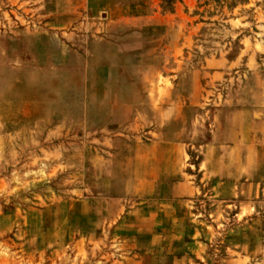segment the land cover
<instances>
[{"label": "rangeland", "instance_id": "rangeland-1", "mask_svg": "<svg viewBox=\"0 0 264 264\" xmlns=\"http://www.w3.org/2000/svg\"><path fill=\"white\" fill-rule=\"evenodd\" d=\"M162 135L194 216L122 196ZM0 264H264V0H0Z\"/></svg>", "mask_w": 264, "mask_h": 264}, {"label": "crops", "instance_id": "crops-1", "mask_svg": "<svg viewBox=\"0 0 264 264\" xmlns=\"http://www.w3.org/2000/svg\"><path fill=\"white\" fill-rule=\"evenodd\" d=\"M163 139L164 136L161 140L151 141L135 148L133 156L135 173L130 181L124 183L129 189L122 191V196L124 194L136 196L137 201H141L138 205L143 211L148 208L143 204L147 201H156L152 204L157 211L163 212L154 214L147 210V216L151 218L158 216L185 218L190 216L189 214L194 216L189 207L194 211H200L198 208L195 210V204L202 200L201 186L196 177L191 176L187 171L188 156L185 147L179 143L167 144ZM198 148L200 150L196 149V151L199 153L197 157L199 162L197 169L194 166L193 170L200 173L199 181H204L211 187L228 184L226 181L228 174L224 170L223 162L219 163L223 165V169L216 167L219 156L221 158L223 152H227L228 149H220L214 142ZM122 196L118 198L119 202H123Z\"/></svg>", "mask_w": 264, "mask_h": 264}]
</instances>
